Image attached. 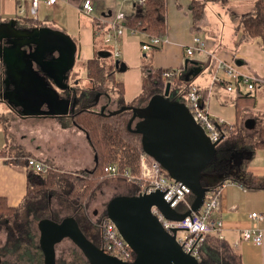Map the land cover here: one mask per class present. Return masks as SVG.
Here are the masks:
<instances>
[{
    "label": "crops",
    "instance_id": "obj_1",
    "mask_svg": "<svg viewBox=\"0 0 264 264\" xmlns=\"http://www.w3.org/2000/svg\"><path fill=\"white\" fill-rule=\"evenodd\" d=\"M91 1L93 12L86 15L81 11L84 0H55L51 5H48L46 0H40L35 11L32 10L31 0H0V42L5 45L8 33L14 29L31 31L43 28L60 34L73 43V65L64 74L67 79L62 85L68 86L67 90L77 86L82 89L89 88L90 82L85 77L86 61L94 57L96 50H99V53L104 52L103 39L96 33L94 21L110 23L116 12L128 14L135 9V4L127 0ZM255 1L226 0L224 3L207 4L204 17L199 21V29L193 30L189 11L186 8L189 0H169L166 42L159 45V50L152 54L142 50V44L149 42L146 34L130 32L128 29H125L121 35L112 34L108 43L111 44L108 53L120 63L117 73L123 84L125 102L134 101L141 92L140 66L144 56H148L156 68L164 69H183L184 61L188 58L200 67V71L191 81L195 86L206 91L205 108L211 115L227 124L244 126V130L249 134L253 127L264 125V115H262L264 114V42L260 37L243 40L241 32H237L235 28L241 15L254 11ZM177 2L181 4V9L176 6ZM113 33L115 34L114 31ZM195 36L204 41L205 47L202 51H195L191 56H187L185 49L192 47V39ZM28 38L32 39L29 36L18 37L23 42ZM22 50L30 52L27 44H24ZM200 53L208 55L211 62L223 61L234 66L238 72L256 78L253 90L248 91L245 87L239 86L242 93L250 94L254 98L252 111L241 112L239 117L237 116L235 89L226 92L224 86L211 84L215 67L210 62L209 74L201 73L204 68L203 62L192 58ZM83 64L84 70L77 68V65ZM21 66L24 70L27 69L24 68L26 64L22 63ZM33 68L38 71L36 66ZM24 70L20 74V80L14 79L15 68L11 69V64L7 65L0 59V104L6 105L9 112L20 117V122L14 121L10 127L0 126V197L5 198L11 207L18 206L26 193V169L12 164L20 153H30L37 161L51 164L63 172L88 171L95 163L93 150L85 134L73 125L67 127L61 125L67 120L66 117L70 115L72 108L67 110L65 107H55L54 110L49 108L39 92L43 86ZM40 76L46 77L45 74ZM71 103L74 106L72 98ZM92 105V108L98 112L118 109L117 98L111 95L94 98ZM112 105L115 109L110 110L109 107ZM8 113L2 110L0 116L5 117ZM65 139L68 144L72 143V147H77L71 157L67 151L72 147H68L67 150L62 147ZM226 148L220 149L226 156H223L224 162L221 163L219 174L236 173V178L224 182L229 183L223 188L219 198L218 210L215 213V216L222 221L219 235L240 254L244 264H264V220L255 221L249 218L252 212L264 213V186L256 184V187H249L248 175H243L241 172L245 169L244 173L264 180V148L252 149L234 143H228ZM64 151L67 153L64 154ZM236 163L241 165L240 170L237 169ZM235 170H238L239 174ZM193 201V194L191 197L186 196L184 201H181L184 206L183 212L177 210L178 205L172 209L179 215L184 214L191 208ZM245 229L260 231L261 244L256 245L242 240L240 234ZM37 231L39 234L38 223ZM6 245L5 240L0 248ZM6 258L9 259L6 264H15L14 255L10 256V254L7 257H0V264L5 263ZM57 259L56 244L55 264ZM85 261L87 263L86 259ZM34 264H44L43 255L42 259L40 256Z\"/></svg>",
    "mask_w": 264,
    "mask_h": 264
},
{
    "label": "trees",
    "instance_id": "obj_2",
    "mask_svg": "<svg viewBox=\"0 0 264 264\" xmlns=\"http://www.w3.org/2000/svg\"><path fill=\"white\" fill-rule=\"evenodd\" d=\"M127 1H132L135 4V9L125 14L121 22L126 29L130 32L146 34L149 40L151 37L165 38L167 36V7L169 0H143L142 6L137 5L138 0ZM225 1L189 0L186 8L189 11L191 28L193 30L199 29V21L204 17L207 4L224 3ZM255 2L254 11L241 15L235 28L237 32H241L243 40H253L256 37H260L264 42V0H256ZM176 6L181 9L180 3L177 2ZM94 28L98 36L103 39L104 45L102 48L104 50L102 51L109 52L111 44L105 43L104 39L105 35L112 32L110 23L95 20ZM156 50H159V46H155L148 54H152ZM115 60L117 59L114 56H100L99 50H96L94 57L87 60L85 64V77L90 82L89 88L82 89L77 86L76 88H69L67 91L60 92L61 97H65L68 94L74 102V109L66 117L67 120L63 126L73 125L85 134L96 157L91 169L86 172H63L51 164L48 166V163H46L45 165L49 169L47 174L43 175L29 169L28 159L32 158L30 153L22 152L15 157L12 164L26 169V193L22 202L16 207H11L5 198L0 197V233L4 232L7 245H9L8 250H6L7 245L0 248V257H7L9 249L12 247L15 249V264H34L35 260L40 256L42 259L37 223L48 218L57 222L67 217L73 218L86 238L101 248L102 238L99 225L102 220L107 219L105 207L99 225H94L83 214V206L93 192L111 178L114 179V177L118 176L120 179L122 178L121 180L128 183L126 177H123L124 171L134 178L133 180H136L140 174V157L146 154L142 148L141 135L128 128L132 111L129 109L122 110L112 115L106 114V111L102 114L92 108L94 98L110 94L111 96L115 95L117 98L118 109L125 106L142 107L145 106L152 96L163 93L166 84L170 83L171 99L184 103L191 87L195 86L191 81L194 77H190L188 80L184 69L156 68L151 59L148 56H144L140 66L142 73L141 92L134 101L128 102V104L124 100L122 81L114 78L118 70L115 67ZM211 63L215 67L217 61H212ZM188 68H193V65L188 64ZM239 86L241 84L235 82L233 88L237 97L236 113L238 117L239 113L252 111L254 108V98L249 94L242 93ZM200 93L201 101H205L207 97L206 91L201 90ZM1 119L5 118L0 116V122L2 121ZM220 128H223L225 133H222L223 136L216 146L214 161L203 171V174L212 176L214 178L211 180L212 182L217 181L216 177L218 175L221 178L225 177V179L210 187L209 191L227 180L236 178V173L230 177H227L228 174L226 173L223 175L219 174L221 163L224 162L222 159L225 155V152L220 151L222 144L234 143L239 146L246 145L252 149L264 148V125L253 127L248 137L245 136L244 126L242 128V126L237 127V124L227 125V123H224L220 125ZM245 154L248 155L247 153ZM146 158L150 164L154 162L150 156L146 155ZM37 162L42 163L40 161ZM113 165L117 166V175H109L104 172L105 168ZM161 170L171 180L162 168ZM238 170H240V167ZM238 170L235 171L239 174ZM243 170H241L242 174L249 177L247 178L249 187H256V184L264 186L263 179L252 177L250 174L244 173ZM142 182L140 181L138 184L136 181L130 182L135 187L133 195L140 192ZM202 185L204 186V182H202ZM191 196L192 193L190 192L187 197ZM53 198L55 199L52 200ZM52 201L55 202L53 203ZM61 212L64 214L63 218L58 216ZM33 217L35 218L34 221ZM33 222H36V224L34 225ZM131 252L129 251V262L134 259V253ZM199 255L201 264H244L240 254L225 239L219 238L216 234L205 235L200 243ZM7 261L9 259L5 260V264ZM73 261H76L77 264H80V262L87 264L83 255H73Z\"/></svg>",
    "mask_w": 264,
    "mask_h": 264
},
{
    "label": "water",
    "instance_id": "obj_3",
    "mask_svg": "<svg viewBox=\"0 0 264 264\" xmlns=\"http://www.w3.org/2000/svg\"><path fill=\"white\" fill-rule=\"evenodd\" d=\"M22 31L14 29L8 33L5 45L0 42V59L7 65L11 64V69L15 68L14 79L17 80H20L24 70L21 64H26L24 71H28L43 86L39 92L49 108H72L70 95L61 97L60 92L68 88L62 82L67 79L64 74L73 65V43L49 29ZM19 36L32 39L23 42L18 39ZM24 44L28 45L30 52L22 50ZM99 55L110 56L108 52H100ZM188 64L193 68H188ZM115 67L120 69L118 60H115ZM183 69L188 80L200 71L198 64L188 59L184 61ZM44 74L46 77L40 76ZM128 109L132 111L128 128L141 135L144 153L153 158L173 182L184 184L191 190L194 196L191 208L181 215L175 213L163 201L160 191L147 195L118 196L109 201L105 207L107 218L134 253V259L130 262L104 253L103 249L86 238L71 217L60 222L41 220L38 223L39 246L44 264H55V245L64 239L70 240L80 250L88 264H201L177 243L175 230L172 234L164 230L152 215L151 207L155 206L167 219L176 221L198 212L210 187L225 179L216 177L217 181L212 182V176L203 174L216 157L219 141L211 143L187 106L171 99L170 83L166 84L163 93L152 96L143 107L125 106L106 114ZM100 113L104 114V111Z\"/></svg>",
    "mask_w": 264,
    "mask_h": 264
},
{
    "label": "built area",
    "instance_id": "obj_4",
    "mask_svg": "<svg viewBox=\"0 0 264 264\" xmlns=\"http://www.w3.org/2000/svg\"><path fill=\"white\" fill-rule=\"evenodd\" d=\"M40 0H31L32 10H36L37 3ZM55 0H46L48 5H51ZM143 0H138L137 5L142 6ZM81 11L86 15H90L93 12V4L91 0H84ZM125 17L123 12H116L113 19L110 20L112 32L107 34L104 42L109 43L111 35H121L126 29L122 24V20ZM115 32V34L113 33ZM166 42V38L151 37L148 43L142 44V50L146 53H150L155 46H159ZM205 47L204 41L200 37H193L192 47H187L185 53L187 56H191L195 51H202ZM221 74V75H220ZM255 77L249 74H242L238 70L223 61H217L215 65L214 73L211 76L212 85H222L226 91L231 92L234 88V83L238 82L246 90H253L255 87ZM201 89L197 86L191 87L184 100L190 114L195 122H197L208 136L211 143H215L222 138V131L220 125L223 121L215 118L205 108V101H201ZM29 169L40 173L47 174L48 167L45 164L39 163L34 159H28ZM141 168V190L138 195H147L156 191L163 193V201L169 205L170 208L176 207L181 201H184L185 197L190 194V189L184 184L175 183L169 180L161 170L160 165L157 162L149 163L146 155L140 157ZM116 166H109L105 168V172L115 174L117 171ZM127 175V173H125ZM228 184V183H227ZM226 183L215 187L209 191L200 210L196 213L186 216L181 221L169 220L162 212H160L155 206L151 207L152 215L162 225L164 230L172 234L175 230V238L177 243L182 249L200 260L199 248L200 243L207 234H216L220 238L219 232L222 228V221L215 216L218 210L219 198ZM251 220H264V213L252 212L249 214ZM101 227V249L104 253L117 257L123 261H128L131 249L124 242L119 235L114 224L107 219H104L100 223ZM241 238L244 241L259 245L262 242V234L255 229H245L241 231ZM132 253V252H131Z\"/></svg>",
    "mask_w": 264,
    "mask_h": 264
},
{
    "label": "rangeland",
    "instance_id": "obj_5",
    "mask_svg": "<svg viewBox=\"0 0 264 264\" xmlns=\"http://www.w3.org/2000/svg\"><path fill=\"white\" fill-rule=\"evenodd\" d=\"M192 58L197 59L200 62H203L202 65L204 66V68H203V71L201 73L204 72V73L209 74L208 69H209V65H210V62H211L210 61L211 58L208 55H206L205 53H200V55L196 54L195 57H192ZM77 68H80L81 70H84V64L81 65V66L77 65ZM213 73H214V71H213ZM82 74L84 76V73H82ZM119 77H120L119 73H116L114 75L115 79L119 80ZM112 96L115 97V95H112ZM73 108H74V106L72 107L71 110H73ZM109 108H110V110H112V109H115V106L112 105ZM2 110L5 113L9 112L8 109L5 106L0 104V112H2ZM12 113L13 112H9L7 114L9 116H5L4 117L5 119H3V121L0 122V126H3L5 124L4 128H6V127H10V124H13L14 121H16V123L20 122L19 115H16L15 113L12 114ZM27 123H30V122L27 121ZM64 123H66V122L63 121L61 125H64ZM224 123H226V122L223 121V124ZM242 128H243V126H242ZM221 131L223 133H225L223 128H221ZM245 136H247V137L249 136L248 131H246ZM67 144H68V142L65 139L64 143L62 144V147H63L64 150H67L68 147H70V148L72 147V143H69L68 145ZM226 146H228V143L222 144L220 148L227 149ZM76 149H77V147L73 146L70 151H67L70 154V157L74 155V150H76ZM67 152L64 151V154H66ZM60 154L61 153H59V155ZM113 166H115V165H113ZM139 166H140V161H139ZM116 168H117V166H116ZM116 171H118V170H116ZM125 173H127V172L126 171L123 172V177H126L128 183L126 181H124V180H121L122 178L120 179L118 176L114 177V179L111 178L107 182H105L102 185H100V187L97 188L93 192V194L90 196V198L87 200V202L83 206L82 210H83V214L86 216V218L88 219V221L90 223H92L94 225L95 224L99 225V222L101 221V218H102V215H103L104 207H106V205L109 203V201H111L115 197H118V196H129V195L132 196L133 195V193H134L133 189L135 190V187L130 182L131 181H136V183L138 184L140 181H142L141 180V168H140V174L136 178V180H133L134 178L130 177L128 175V173H127V175ZM108 174L109 175H113V174H110V173H108ZM108 174H106V175L108 177H111ZM114 175H117V172ZM226 186H228V184H226ZM138 194H135V195H138ZM54 199L55 198H53L52 200H54ZM177 210L179 212H183L184 211V206H183L182 202H180L178 204ZM94 212H96V214H94ZM62 213L63 212H61V214L58 215L59 218H63L64 214H62ZM192 213H194V212H192ZM34 220H35V218L33 217V221ZM33 224L35 225L36 222H33ZM31 234H32V232H31ZM89 234H91V233L89 232ZM5 240L6 239H5L4 233L2 232V234H0V246H2L4 244ZM8 247H9V245H7V249L6 250H8ZM14 252H15V249L11 247L9 249V254L13 256ZM76 254L79 255V256L83 255V254H81L80 250L77 249L75 247V245L70 240L64 239L60 243L57 244V258H58L57 259V264H77L76 261L75 262L73 261V255L76 256ZM28 255H30V254H28ZM1 264H5V263H1ZM80 264H82V262H80Z\"/></svg>",
    "mask_w": 264,
    "mask_h": 264
},
{
    "label": "bare ground",
    "instance_id": "obj_6",
    "mask_svg": "<svg viewBox=\"0 0 264 264\" xmlns=\"http://www.w3.org/2000/svg\"><path fill=\"white\" fill-rule=\"evenodd\" d=\"M43 3V2H42ZM256 3V2H255ZM15 22V21H14ZM97 25V24H96ZM238 27V26H237ZM101 28V27H100ZM107 29V28H106ZM104 31V30H103ZM241 40V39H240ZM99 49V48H98ZM195 53V52H194ZM187 57V56H186ZM191 60V59H190ZM4 72V71H3ZM212 72V71H211ZM182 76V75H181ZM183 80V79H182ZM179 84V83H178ZM189 88V87H188ZM222 88V87H221ZM222 89H224V88H222ZM202 90V89H201ZM204 90V89H203ZM227 92V91H226ZM236 94V93H235ZM250 95V94H249ZM66 96V95H65ZM250 97V96H249ZM99 99V98H98ZM97 101V100H96ZM4 104V103H3ZM111 104H112V102H111ZM129 104V103H128ZM5 107H6V105H5ZM143 107V106H142ZM42 108V107H41ZM128 112V111H127ZM98 113V112H97ZM8 116V115H7ZM52 117V116H51ZM14 118V117H13ZM3 121V120H2ZM60 123V122H59ZM5 125V124H4ZM8 125V124H7ZM227 138V137H226ZM48 162V161H47ZM44 164H46V163H44ZM48 166H49V164H48ZM86 172V171H85ZM81 174V173H80ZM82 174H84V173H82ZM119 180V179H118ZM54 203V202H53ZM49 219V218H48ZM39 238V237H38Z\"/></svg>",
    "mask_w": 264,
    "mask_h": 264
},
{
    "label": "flooded vegetation",
    "instance_id": "obj_7",
    "mask_svg": "<svg viewBox=\"0 0 264 264\" xmlns=\"http://www.w3.org/2000/svg\"><path fill=\"white\" fill-rule=\"evenodd\" d=\"M232 163H233V162H232ZM236 164H237V163H236ZM236 164H235V165H236ZM240 166H241V165L237 164V166H236V167H238V168H239ZM238 168H237V169H238ZM95 214H96V212H95Z\"/></svg>",
    "mask_w": 264,
    "mask_h": 264
}]
</instances>
